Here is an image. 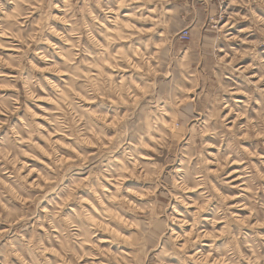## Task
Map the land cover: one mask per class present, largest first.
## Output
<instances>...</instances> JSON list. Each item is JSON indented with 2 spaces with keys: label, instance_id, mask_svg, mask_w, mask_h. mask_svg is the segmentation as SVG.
<instances>
[{
  "label": "rangeland",
  "instance_id": "obj_1",
  "mask_svg": "<svg viewBox=\"0 0 264 264\" xmlns=\"http://www.w3.org/2000/svg\"><path fill=\"white\" fill-rule=\"evenodd\" d=\"M0 264H264V0H0Z\"/></svg>",
  "mask_w": 264,
  "mask_h": 264
},
{
  "label": "built area",
  "instance_id": "obj_2",
  "mask_svg": "<svg viewBox=\"0 0 264 264\" xmlns=\"http://www.w3.org/2000/svg\"><path fill=\"white\" fill-rule=\"evenodd\" d=\"M183 36V38H186L187 37V35L186 34H184V35H182Z\"/></svg>",
  "mask_w": 264,
  "mask_h": 264
},
{
  "label": "bare ground",
  "instance_id": "obj_3",
  "mask_svg": "<svg viewBox=\"0 0 264 264\" xmlns=\"http://www.w3.org/2000/svg\"><path fill=\"white\" fill-rule=\"evenodd\" d=\"M180 169V168H179ZM182 181V180H181ZM233 183V182H232ZM242 186V185H241ZM92 259V258H91ZM93 263V262H92Z\"/></svg>",
  "mask_w": 264,
  "mask_h": 264
}]
</instances>
